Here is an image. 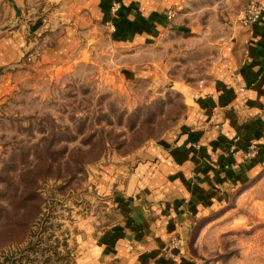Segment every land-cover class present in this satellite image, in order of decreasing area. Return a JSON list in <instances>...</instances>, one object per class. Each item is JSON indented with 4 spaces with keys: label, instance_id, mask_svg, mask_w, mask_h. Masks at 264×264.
Listing matches in <instances>:
<instances>
[{
    "label": "rangeland",
    "instance_id": "obj_1",
    "mask_svg": "<svg viewBox=\"0 0 264 264\" xmlns=\"http://www.w3.org/2000/svg\"><path fill=\"white\" fill-rule=\"evenodd\" d=\"M94 1L0 0V264H264V158L194 198L177 150L201 146L193 103L239 62L250 0H126L118 35ZM165 210L178 262L151 235Z\"/></svg>",
    "mask_w": 264,
    "mask_h": 264
},
{
    "label": "crops",
    "instance_id": "obj_2",
    "mask_svg": "<svg viewBox=\"0 0 264 264\" xmlns=\"http://www.w3.org/2000/svg\"><path fill=\"white\" fill-rule=\"evenodd\" d=\"M112 1L119 2L120 7L111 16L109 6ZM167 1L173 3L174 6H179L181 2V0ZM94 3H98L97 0ZM125 5L126 0H108L102 5L101 22L104 23L106 20L112 19L116 28L114 32L116 35L119 34L122 27L120 15L124 12ZM96 7L98 8L99 6ZM242 39H244V46L239 62L232 66L231 69L225 68L223 78L218 80L215 85L209 86V92L201 94L197 98V102L193 103L194 108L197 110L194 109L197 116L207 119V124H210L208 127L198 131L193 130L187 134L200 140V148H193L189 145V142H186L183 148L177 149L178 152H182L185 149L191 150L182 165L191 168L190 170L193 168L196 173L198 172L196 174V179L198 180L193 184L194 187L191 185L189 187V194L191 193L189 196L194 198H201L203 194H209L210 192L218 195V190L214 188H216V183L219 184L222 180L221 177H232L235 180L234 182H236L235 178L238 177L241 170L246 171L251 165H258V160H263L264 158L261 149L259 155L251 162L235 163L238 154L229 155L228 151L225 152L226 146L235 134H239L245 139L252 136L258 137V134L264 136V113H262L264 109V24L261 22L254 23L250 29L245 30ZM218 162L235 164L227 170L216 171L214 166ZM175 164L176 166L179 165L178 162L175 163V161L172 162L171 159L166 158L165 162H158L155 166L172 175L171 168ZM181 169L180 171L182 172ZM190 170L185 171L186 176ZM175 174L179 177L181 176L177 171H175ZM177 179H173L176 191H178L179 185L186 178L181 181L179 178L178 182L180 184H177ZM164 195H169V193H164ZM164 213L169 215L156 220L157 227L151 230V235H154V239L156 238L158 241L155 247H161L164 256L167 257L166 251L170 238L172 236L180 237L181 235L175 234L168 238V231L173 229V224L172 220H169L171 213L166 210ZM128 219L130 220L129 217ZM162 260L165 259L163 258ZM180 260L181 255L174 259L169 258L167 261L178 262Z\"/></svg>",
    "mask_w": 264,
    "mask_h": 264
},
{
    "label": "built area",
    "instance_id": "obj_3",
    "mask_svg": "<svg viewBox=\"0 0 264 264\" xmlns=\"http://www.w3.org/2000/svg\"><path fill=\"white\" fill-rule=\"evenodd\" d=\"M120 4L117 1H112L109 6L110 15H114L119 9ZM173 13L171 11L168 12V18H171ZM241 24L250 29L251 26L256 22H261L264 24V0H250L245 5L241 17ZM104 26L106 29L110 31L114 30V24L112 19H108L104 22ZM182 240L178 236H172L168 242V248L166 251V255L168 258L174 259L177 256H180L182 253L181 244Z\"/></svg>",
    "mask_w": 264,
    "mask_h": 264
},
{
    "label": "trees",
    "instance_id": "obj_4",
    "mask_svg": "<svg viewBox=\"0 0 264 264\" xmlns=\"http://www.w3.org/2000/svg\"><path fill=\"white\" fill-rule=\"evenodd\" d=\"M48 248H50V247H48ZM47 251H50V249H47ZM53 253H54V255H55L56 252H53ZM48 259H51V258L49 257ZM15 261H17V260H14L13 262H15ZM63 261H64V262H68V261H66V260H63ZM63 261H62L61 258H56V259L52 260V261L50 262V264H52V262H54L55 264H60V263L63 262ZM11 264H15V263H11Z\"/></svg>",
    "mask_w": 264,
    "mask_h": 264
}]
</instances>
